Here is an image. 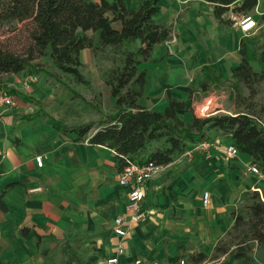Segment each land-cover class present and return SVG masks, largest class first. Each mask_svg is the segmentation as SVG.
<instances>
[{
  "label": "crops",
  "instance_id": "obj_1",
  "mask_svg": "<svg viewBox=\"0 0 264 264\" xmlns=\"http://www.w3.org/2000/svg\"><path fill=\"white\" fill-rule=\"evenodd\" d=\"M243 1L223 16L230 24L216 18L208 0L161 1L155 22L171 27L172 39L156 45L141 65L147 73L142 107L163 113L170 91L191 103L198 117L236 112L229 87L201 92L200 85L205 66L231 78L242 61V39L251 50L264 46V21L248 34L239 27L246 15L259 23L264 0L252 12H234ZM124 2L136 10L142 0ZM101 61L110 63L91 49L81 53L83 74L92 84L88 87L65 86L43 75L7 77L8 87L19 95L16 108L0 107V264H99L120 247L125 249L123 264H179L198 253L210 257L232 229L243 196L254 189L263 194L264 182L249 170L251 157L239 153L228 158L225 147L232 141L217 136L207 159L187 154L178 161L182 165L166 166L146 182L140 209L144 218L131 222L126 211L130 188L119 184L115 152L77 141L74 133L53 125V120L69 127L98 123L114 113ZM30 76L33 82L26 89ZM98 103L100 112L94 107ZM179 114L186 122L193 116L186 110ZM37 157L43 158L42 168ZM205 193L210 194L208 206ZM119 217L128 222L124 238L114 232Z\"/></svg>",
  "mask_w": 264,
  "mask_h": 264
},
{
  "label": "trees",
  "instance_id": "obj_2",
  "mask_svg": "<svg viewBox=\"0 0 264 264\" xmlns=\"http://www.w3.org/2000/svg\"><path fill=\"white\" fill-rule=\"evenodd\" d=\"M161 1L142 0L138 9L131 10L124 0H0V30L24 24L27 36V43L18 52L0 42V90L18 96L8 87L7 77L19 74L43 75L65 86H69L65 78H70L76 85L91 86L81 62V53L91 49L95 57L111 63L102 69V79L115 100V111L98 123L73 127L53 120L56 128L74 133L77 141L114 151L120 172L129 163L153 162L166 167L187 153L195 160L207 159L212 148L205 153L195 148L203 142L212 144L210 134L216 133L232 141L241 154L249 155L252 164L264 174V102L258 99L264 85V46L251 50L242 39V61L232 69L229 80L211 67H203L201 92L229 87L236 111L232 115L218 113L200 118L191 103L177 100L170 91L166 93L168 104L163 113L139 104L147 74L141 65L151 58L156 45L172 39V28L155 22ZM208 1L214 6L216 18L230 24L223 16L238 0ZM260 1L244 0L233 11L247 14ZM260 19L264 21V14ZM43 59H48L55 70L41 63ZM252 62L259 63V72L254 71ZM94 107L100 112V103ZM184 110L193 115L189 122L179 114ZM244 199L246 205L233 212L234 225L227 237L216 244L212 255H191L189 264H255L254 248H264V194L250 191ZM70 255L77 260L75 253Z\"/></svg>",
  "mask_w": 264,
  "mask_h": 264
},
{
  "label": "built area",
  "instance_id": "obj_3",
  "mask_svg": "<svg viewBox=\"0 0 264 264\" xmlns=\"http://www.w3.org/2000/svg\"><path fill=\"white\" fill-rule=\"evenodd\" d=\"M239 27L242 33L248 34L253 30L258 28V22L252 16H244L239 22ZM33 78L30 76L25 81V88L30 89ZM0 107L16 108L17 101L14 96H12L6 90H0ZM215 147L214 143L203 142L199 144L195 150H209ZM225 153L228 158L235 157L239 155V150L232 144L225 147ZM190 154V153H187ZM38 167H43V158L37 157L35 159ZM165 167L157 165L153 162H148L143 165L137 163H129L120 173H119V184L123 187H129L130 193L128 196V204L126 211L130 217V221L134 223L140 222L144 215L141 213V204L144 200L145 194L143 187L146 182L154 179L160 173L164 171ZM250 172L256 175L260 181L264 182V174L261 172L259 167L253 165L249 168ZM254 191L259 192L262 195L261 189H254ZM210 202V194L205 193L203 197V204L208 206ZM127 225L128 222L119 217L115 220V234L124 238L127 236ZM125 254L124 247H120L116 255L111 258L105 259L99 264H123L121 262V257ZM133 264V263H131ZM179 264H188L186 260H181Z\"/></svg>",
  "mask_w": 264,
  "mask_h": 264
},
{
  "label": "rangeland",
  "instance_id": "obj_4",
  "mask_svg": "<svg viewBox=\"0 0 264 264\" xmlns=\"http://www.w3.org/2000/svg\"><path fill=\"white\" fill-rule=\"evenodd\" d=\"M260 23V18H259V23ZM26 27L24 24H15L12 29H3L0 30V42H2V44L6 47L9 48L13 51H22V49L24 48L25 44L27 43V36H26ZM259 47H254V49L256 50ZM41 63H44L45 66L49 69V70H55V68L53 67L52 63L48 60V59H43L41 60ZM101 64L104 65L105 68H108L110 63L106 62H102ZM252 66L254 71L259 72L260 71V65L258 62H252ZM66 82L69 84H74L70 78H66ZM76 85V84H74ZM227 91V90H226ZM231 91V90H230ZM245 94H247V91L244 90L243 91ZM259 101L264 102V85L260 88V94L258 96ZM94 108V107H93ZM88 109H92V106L88 107ZM96 110V109H95ZM200 118L206 117V116H199ZM211 138L213 139V143L217 144L216 141H218V139H216V137L218 136L216 133H211L210 134ZM219 141H221V139H219ZM187 155V154H185ZM185 155L179 156L175 159V161L172 163L175 165H182V162H178L179 160L182 159H186ZM171 165V164H170ZM264 194V191H263ZM262 194V195H263ZM247 203V199H244L241 201L240 203V208L239 210H242L243 207L246 205ZM253 257L255 260V264H264V248H254L253 251Z\"/></svg>",
  "mask_w": 264,
  "mask_h": 264
}]
</instances>
